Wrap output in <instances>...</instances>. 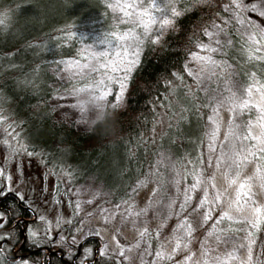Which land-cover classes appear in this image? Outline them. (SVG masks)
<instances>
[{"label": "trees", "instance_id": "trees-1", "mask_svg": "<svg viewBox=\"0 0 264 264\" xmlns=\"http://www.w3.org/2000/svg\"><path fill=\"white\" fill-rule=\"evenodd\" d=\"M118 2L0 0V15L7 14V26L0 28L2 124H15V139L27 149L23 153L51 172L55 192L90 178L101 185L107 193L104 199L114 207L131 200L137 192L133 189L143 188L141 182L146 185L147 177L155 175L158 167L163 173L161 184L168 181L165 175L173 170L188 185L192 175L204 166L208 101L194 77L188 75L185 62L203 39L204 30L214 22L220 23L217 13L223 16L224 6L229 4V0H175L174 6L183 9L181 15L163 30L157 43L146 41L139 49L132 83H125L119 101L110 97L98 116L79 127L60 118L52 101L64 91L92 83L95 74L63 80L64 68L68 61L83 64L84 57L90 56L86 50H99L103 47L99 41L106 34L127 27L119 22L123 17ZM88 20L94 22L93 26L81 27V22ZM219 51V62L230 66L229 78L244 89H252L247 97L249 104L264 109V34L256 32L249 38L237 30L222 41ZM112 89L117 91L116 84ZM245 120L253 124L254 112L241 115V122ZM259 128L256 126V136L261 135ZM252 161L261 169L257 180L264 185V158L252 157ZM206 182L204 188L208 187ZM0 184H4L3 175ZM0 213L4 222L0 228V264H118L113 256L100 254L102 244L97 236L81 240L79 250L60 248L66 250L63 257L60 252H49L57 248L47 242L46 236H32V229L39 225L36 215L13 192L0 200ZM234 221H222L217 225L219 231L252 232L253 237H260V251L264 252V207L257 229ZM196 250L200 256L199 246Z\"/></svg>", "mask_w": 264, "mask_h": 264}, {"label": "rangeland", "instance_id": "rangeland-1", "mask_svg": "<svg viewBox=\"0 0 264 264\" xmlns=\"http://www.w3.org/2000/svg\"><path fill=\"white\" fill-rule=\"evenodd\" d=\"M258 3L262 0H257ZM163 13L157 16L159 18ZM213 24V23H212ZM210 24L209 27L212 25ZM208 27V28H209ZM239 28L238 25H236ZM157 30V29H156ZM244 36L249 37L248 33L243 30H238ZM155 32V31H154ZM153 32V33H154ZM263 33L264 32H259ZM226 37L222 36L221 40L224 41ZM204 43L208 44L210 41L205 37L200 40L196 46V50L186 59L185 67L188 72H199L202 66V62L195 59V53L199 52V46ZM216 47V45H212ZM199 55L209 56L211 55L222 67L217 68L215 71L217 75H212L210 70H205L202 75L209 77L199 82L196 76L193 75L194 79L198 83L202 92L207 97L208 101V121H207V133L205 139V145L203 150L204 166L198 168L194 173L193 181L197 178V175H202V178L206 182L208 180L207 175L213 174L215 176L214 183L217 189L226 192L223 196V202L218 209H214L212 212V220L207 223H202L203 214H194L193 227L196 228L191 244L187 250H180L173 254V228L179 223V217L175 215L178 211V205L184 200V190L189 187L184 185L176 172L168 171L165 175L168 181L159 182V185L166 188L170 193L171 199L176 202V207L173 208V216L167 220L159 214V200L161 197H152L154 184H157V176L151 175L147 177V184L143 188L133 193L131 200L128 202L132 205L134 212H140L143 209H148L147 213L143 216H125L121 217L116 215V207L111 206L104 199L107 193L103 192L101 185L95 182L93 179H86L84 182L76 187L68 188L65 191L55 192V177L49 170L39 165L35 158L24 154L22 151V143L13 136L8 134L9 126L11 129L16 130V126L9 125L6 127L0 123V167L4 168V184L8 185L11 192L19 194L24 197V200L28 203L31 209L34 211L39 225L35 230L32 229V236L39 238L41 236L47 238V242L54 245L55 248H64L70 250L76 248L81 240L87 236H97L102 244V252L106 255H111L116 258L118 264H146L145 260H148V264H184V258L189 253H194L191 261L188 264H196L199 259H202L200 264H203L205 257L202 255L203 248L201 242L207 240V246L214 249L209 253V258L212 255L220 254L223 255L226 251H232V246H225L223 243L217 246L215 237L207 236L209 231L213 230V223L217 216L213 214L220 213L221 211L232 212L233 220L235 221H250L255 222L257 214L255 209L259 207L261 213L259 220L262 219V210L264 207V185L259 183L260 173L257 172V164L252 161V157H249L248 162L241 166V179L251 177V193L252 201L247 204L243 200L240 201L239 211H236L238 205L235 202L237 185L231 187L228 186V180L223 175V169H217L214 166H209V159H215V156L219 152V145L223 142L225 134L229 130L230 124L241 123V115L235 116L234 112H231L227 107L219 108L218 100L223 94L224 90L230 85L235 87L238 92H242L244 88L240 87L235 80L229 78L231 76L228 73L230 66L225 62H219L220 51L216 53L211 52H199ZM93 63H95L93 61ZM65 72L62 76L63 80L65 77L84 76L78 74L79 69L77 67L66 66ZM86 71V70H85ZM92 83H88L86 86L64 91L57 95L52 104L57 115L66 121H70L79 127H83L90 123L96 116L100 114L103 106L114 95H109L106 99L102 100L99 97L94 96L95 94H89L87 92L78 91L81 88L90 87ZM115 94L117 91H113ZM232 103L235 105L237 101L233 100ZM218 120L216 119L217 109ZM256 116V120L253 124L246 121L251 125V132L253 136H256V126H260V134L264 133V124L261 119L264 116V109L260 105H256V108L251 110ZM209 117H213L215 123L211 122ZM213 128H218L217 132V153H210V132ZM239 132L240 129H234ZM16 133V132H15ZM232 143H236L233 139ZM249 145L253 144V141L246 142ZM253 165V169L251 167ZM160 176L163 173L160 171ZM258 179V180H257ZM257 180V181H256ZM192 181V182H193ZM154 183V184H153ZM259 183V184H258ZM151 184L152 187H147ZM207 184V182H206ZM205 184V186H206ZM204 185V184H203ZM203 185L202 190L195 192L194 199L191 201L192 205H195L196 201L203 196ZM208 185V184H207ZM158 186V184H157ZM7 191V189H6ZM180 192V193H179ZM151 198V199H150ZM91 201V203H89ZM127 204H122L119 212H123L127 207ZM107 210V211H105ZM221 210V211H220ZM112 214V215H109ZM74 218L76 222H74ZM134 221V222H133ZM248 226L250 223L239 222ZM149 229V235L143 239L140 237V232L144 228ZM71 230V231H69ZM244 231V230H243ZM217 236L221 237L223 241L227 237L235 236L239 243L248 244L252 240V259L249 261L248 250L246 248H240L238 251V262L240 264H264V252L261 250L260 237H252L251 240L248 238L249 231H245L237 234H227L220 232L218 226L215 228ZM159 233V236H156ZM199 246L200 256L196 253V247ZM121 248L128 249L125 251L124 257L120 256ZM156 251H163L167 255H172V259H157L155 257ZM199 258V259H198ZM244 259V260H242ZM237 260H230L228 264H237ZM17 264H29L26 261Z\"/></svg>", "mask_w": 264, "mask_h": 264}, {"label": "snow or ice", "instance_id": "snow-or-ice-1", "mask_svg": "<svg viewBox=\"0 0 264 264\" xmlns=\"http://www.w3.org/2000/svg\"><path fill=\"white\" fill-rule=\"evenodd\" d=\"M163 4V7L161 6ZM175 0H119L117 7H119L122 17L120 24L126 25L121 31H112L104 36L99 41L102 48L99 50L88 49L90 56L84 57V63L81 64L79 61H68L69 67H77L79 69L78 74L85 76H100V79H96L93 76L92 85L87 88H81L78 91L87 92L89 94H95L94 96L104 100L109 95H114V100L119 101L123 95L125 89V83L129 86L132 83L131 74L139 63V49L147 41L148 43H157L159 35L162 34L163 30L174 23L175 19L181 15L183 9H177L175 6ZM111 7V5H110ZM224 15L220 17V23H213L209 28L204 30L205 37L210 41L208 44L202 43L199 46V52H211L216 53L222 46V36L234 35L237 30H243L249 34V38L255 37L256 32H264V0L258 3L257 0H229V4L223 8ZM155 13H163L159 18L156 17ZM7 14L0 15V28L6 27ZM94 24L93 21H82L81 27L90 28ZM230 25H238L239 28L229 27ZM156 31L155 37L153 32ZM84 35H87L86 33ZM150 37H153L149 39ZM216 45L213 47L212 45ZM259 51V49H257ZM198 53L193 54L194 58L202 62V66L199 72H189L188 75L196 76L199 82H202L205 77L202 73L205 70H210L212 75H217L216 69L222 67L211 55L203 56ZM93 61L95 63H93ZM86 70V71H85ZM116 84L117 92L113 94L112 85ZM252 89L250 87L245 88L242 92H238L235 87L229 86L224 90L223 94L218 100L219 108L227 107L231 112L235 113V116L244 115L246 111H251L256 108V105H250L247 99L250 96ZM235 100L237 103L234 105L232 101ZM216 119L218 120V111ZM5 118L0 114V123ZM210 121L215 123L213 117H209ZM264 119V116L261 117ZM234 129H240L236 132ZM8 134L13 136L17 135L14 129L9 126ZM217 132L218 128H213L210 132V153H217ZM236 143H232V140ZM248 141L254 143L249 145ZM252 149H255L253 151ZM27 151V149H22ZM247 153V154H245ZM253 157L257 160L264 158V133L260 136H253L251 132V125L247 122L230 124L228 132L225 134L224 140L219 145V152L215 156V159H209V166L217 169H223V175L228 180V186L237 185L235 202L238 205L236 211H239L240 201L243 200L245 204L252 202L251 193V177L241 179V166L248 162L249 157ZM199 163V161H198ZM260 168L257 169L259 173ZM4 174V170L0 167V176ZM155 175L158 178V186L153 189L152 197H161L159 200V214L164 220H167L173 216V208L176 207V202L171 199L170 193L166 188L159 185L160 169L157 168ZM215 176L209 174L207 188H203V196L200 197L195 205L191 204L194 199V193L202 190V185L205 183L202 175H197V178L189 184V187L184 190V200L178 205V211L175 213L179 217V223L173 228V236L175 239V246L173 247V254L180 250H187L191 244L192 238L196 231L193 227L192 217L196 213H200L202 210L203 221L207 223L212 220V212L214 209H218L223 202V196L226 189L222 192L217 189L214 183ZM140 186H144V182H141ZM7 189V191H6ZM138 191V188L133 189ZM11 193V189L8 188L7 184H0V200L5 198ZM17 195V199L21 201L24 197ZM151 199V198H150ZM91 203V201H89ZM128 206L121 213L118 210L121 208V204L116 205V215H120L122 218L125 216H136L140 217L147 213L148 209H143L140 212H134L132 205L124 201L122 202ZM107 211V210H105ZM257 219L255 222L250 221H234V222H245L251 223V227L257 229L260 223L259 216L261 209L257 207L255 209ZM112 215V214H109ZM224 220H233V217L228 211H224L220 216L216 218L213 223V230L207 233L209 237H215L217 246L223 243L226 247L232 246V251H226L223 255L216 254L209 258V253L214 249L207 246V240L201 242L203 248L202 255L205 257L203 264H228V261L238 258V251L240 248H246L248 250V259H252V240L251 243L243 244L239 243L235 236L227 237L223 241L220 236L216 235L215 228ZM134 222V221H133ZM4 227L3 214L0 213V228ZM149 235V229L144 228L140 232V237L143 239ZM254 233L249 232L248 238L251 240ZM159 236V233H156ZM0 239H3L0 237ZM128 249L121 248L120 256L124 257L125 251ZM104 255V252L100 253ZM194 253H189L184 258V264H188L191 261ZM155 257L157 259H172V255H167L163 251H156ZM200 264V262H197Z\"/></svg>", "mask_w": 264, "mask_h": 264}, {"label": "flooded vegetation", "instance_id": "flooded-vegetation-1", "mask_svg": "<svg viewBox=\"0 0 264 264\" xmlns=\"http://www.w3.org/2000/svg\"><path fill=\"white\" fill-rule=\"evenodd\" d=\"M25 224V223H24ZM79 247H80V243L78 244L77 246V249L79 250ZM53 251H56V252H60V257H63L65 254H66V250L65 251H61L60 249H56V250H49V252H53Z\"/></svg>", "mask_w": 264, "mask_h": 264}]
</instances>
